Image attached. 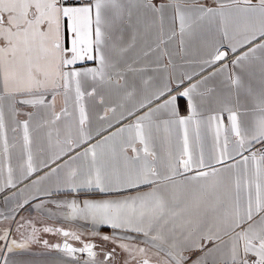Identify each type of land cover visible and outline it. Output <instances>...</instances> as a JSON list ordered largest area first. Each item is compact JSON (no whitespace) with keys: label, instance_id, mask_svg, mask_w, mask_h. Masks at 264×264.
I'll return each instance as SVG.
<instances>
[{"label":"snow or ice","instance_id":"obj_1","mask_svg":"<svg viewBox=\"0 0 264 264\" xmlns=\"http://www.w3.org/2000/svg\"><path fill=\"white\" fill-rule=\"evenodd\" d=\"M0 264H264V0H0Z\"/></svg>","mask_w":264,"mask_h":264},{"label":"crops","instance_id":"obj_2","mask_svg":"<svg viewBox=\"0 0 264 264\" xmlns=\"http://www.w3.org/2000/svg\"><path fill=\"white\" fill-rule=\"evenodd\" d=\"M105 231H107V229H104Z\"/></svg>","mask_w":264,"mask_h":264}]
</instances>
